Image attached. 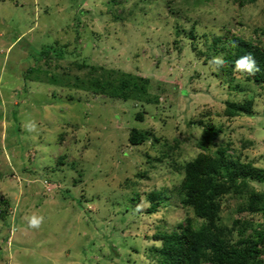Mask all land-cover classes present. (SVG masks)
Instances as JSON below:
<instances>
[{
	"label": "rangeland",
	"instance_id": "obj_1",
	"mask_svg": "<svg viewBox=\"0 0 264 264\" xmlns=\"http://www.w3.org/2000/svg\"><path fill=\"white\" fill-rule=\"evenodd\" d=\"M193 23L264 46V0H0V264H153L154 233L194 215L181 203L180 165L201 152L202 120L223 127L216 141L231 155L264 168V84L231 88L192 49ZM56 43L68 46L51 49L48 80L41 53ZM75 57L149 77L159 101L75 86L62 73L76 71L63 68ZM245 98L255 99L252 115L207 114ZM133 127L160 140L133 145ZM46 180L59 186L47 192ZM154 191L164 195L149 212ZM238 202L225 200L224 222ZM33 216L43 217L38 228Z\"/></svg>",
	"mask_w": 264,
	"mask_h": 264
},
{
	"label": "trees",
	"instance_id": "obj_2",
	"mask_svg": "<svg viewBox=\"0 0 264 264\" xmlns=\"http://www.w3.org/2000/svg\"><path fill=\"white\" fill-rule=\"evenodd\" d=\"M234 1L244 6L256 0ZM196 26L197 24L193 23L190 31L192 49L204 62L212 63L213 58L222 57L225 63L219 66L217 75L229 81L231 88L244 90L239 80L264 84V46L261 43L243 35H227L219 31L207 30L201 34ZM255 31L258 32L259 29L256 28ZM177 33L179 35L180 30ZM80 35L78 31L77 41L81 39ZM201 37L206 39L203 40L204 47L198 46ZM175 44L179 50L183 49L179 39L175 40ZM67 46L56 43L42 50L41 54L48 66L46 71L48 80L54 77L49 75L54 62L51 49L58 48L62 55ZM248 54L252 55L259 68V71L251 75L235 70V61ZM65 59L59 57L57 62ZM68 61L63 68L69 64L74 66L76 71L73 70L71 73L64 69L62 73L68 79H73L70 81L75 86L83 87L86 91L104 94L113 99L132 100L143 105L159 101V93L154 95L149 93V89L152 88L149 77L91 64L84 58L75 57ZM58 66L56 64L54 68H59ZM32 71V68L27 70L29 73ZM161 90L163 87H160ZM224 103L222 111L209 110L207 114L235 117L252 115L255 112L254 98H245L243 101L227 99ZM144 114V110L138 111L136 117L144 120ZM200 122L204 123L198 139L201 152L180 165L183 173L179 187L181 203L191 208L194 215L187 217L184 223H179L170 231L154 233L153 236L160 241V245L154 246L153 264H264V189L258 190L252 184L264 182V168L253 161L243 160L240 155H231L228 146L220 145L216 140L223 132L222 126L216 125L212 120ZM129 140L131 144L139 145L158 142L160 138L149 129L133 127L130 129ZM213 147L217 148L214 150ZM144 172H140L138 176H145L147 171ZM163 195L164 192L161 191H154L149 195L152 200L149 212L157 209ZM228 197L239 199V202L231 220L224 222L222 213ZM257 215L262 216V219L258 220ZM195 218L200 220L199 224Z\"/></svg>",
	"mask_w": 264,
	"mask_h": 264
},
{
	"label": "clouds",
	"instance_id": "obj_3",
	"mask_svg": "<svg viewBox=\"0 0 264 264\" xmlns=\"http://www.w3.org/2000/svg\"><path fill=\"white\" fill-rule=\"evenodd\" d=\"M212 63L223 66L225 61L222 59V57H215L213 58ZM235 70L241 73H247V74H255V72L259 71V68L256 65L255 59L252 57L251 54L244 55L237 59L235 61ZM32 127H35L33 124ZM43 222V217H36L33 216L29 220L30 227L38 228Z\"/></svg>",
	"mask_w": 264,
	"mask_h": 264
},
{
	"label": "built area",
	"instance_id": "obj_4",
	"mask_svg": "<svg viewBox=\"0 0 264 264\" xmlns=\"http://www.w3.org/2000/svg\"><path fill=\"white\" fill-rule=\"evenodd\" d=\"M44 185H45L46 190L49 192H51L53 189H55L56 187L59 186L58 184H56L54 182L52 183V182L47 181V180L44 182Z\"/></svg>",
	"mask_w": 264,
	"mask_h": 264
}]
</instances>
